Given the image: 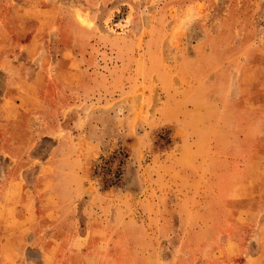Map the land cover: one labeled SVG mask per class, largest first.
<instances>
[{
    "label": "rangeland",
    "instance_id": "obj_1",
    "mask_svg": "<svg viewBox=\"0 0 264 264\" xmlns=\"http://www.w3.org/2000/svg\"><path fill=\"white\" fill-rule=\"evenodd\" d=\"M0 4V65L60 69L7 125L35 213H0L2 264H264V214L229 198L264 172V0ZM40 119L63 131L28 146Z\"/></svg>",
    "mask_w": 264,
    "mask_h": 264
},
{
    "label": "crops",
    "instance_id": "obj_2",
    "mask_svg": "<svg viewBox=\"0 0 264 264\" xmlns=\"http://www.w3.org/2000/svg\"><path fill=\"white\" fill-rule=\"evenodd\" d=\"M3 6L0 4V10ZM2 22L0 21V25ZM1 28V27H0ZM4 34L1 32V35ZM10 61V59H9ZM2 68V69H1ZM3 74L6 78L5 86L9 89V93L5 96L0 97V140L2 135L8 136L10 144L5 147L0 142V158H10L13 160L12 153L18 151V145L14 139V131H6L8 123H13L17 121L18 116L21 115V110L32 111L35 118H39L38 115L34 114L39 111V108L44 105L43 99L39 96L40 91L43 94V89L47 85V81L51 78L53 73H59V68L53 69L51 67H39L35 73L30 76H26L23 69L14 67L12 64L8 66H1ZM43 129L35 134H29V137L25 140V144L28 146L32 144L35 139L42 137H55L58 133H62V128L60 125L54 127L47 125L41 119ZM64 134V133H63ZM233 154L237 151L232 150ZM54 161L47 160L40 167L45 169V167H50ZM13 164L15 162H12ZM257 162H246L245 166L247 171L255 166ZM264 169V165H261ZM253 173L246 174L245 179L241 182L230 183L231 186L235 187L234 194L229 193V198H234L236 200H246L250 204H257V208H253L250 213H258L259 215L264 214V172L259 177H253ZM18 176H13L12 174H0V213L7 214L10 222H32L33 213H35V199L31 192L20 193L21 184L17 178ZM229 184V185H230ZM68 195L63 193L59 194L57 189H53L47 194V199H53L59 202L66 203L70 198ZM20 209H18V207ZM48 212V208H46ZM58 212L63 213L62 208H57ZM15 213H22L15 215ZM19 216V217H17ZM2 217V216H1ZM29 223V224H30ZM264 226V223H263ZM2 264V262H0Z\"/></svg>",
    "mask_w": 264,
    "mask_h": 264
}]
</instances>
